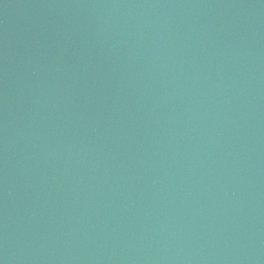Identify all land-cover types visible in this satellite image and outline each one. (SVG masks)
Here are the masks:
<instances>
[{
  "label": "water",
  "instance_id": "95a60500",
  "mask_svg": "<svg viewBox=\"0 0 264 264\" xmlns=\"http://www.w3.org/2000/svg\"><path fill=\"white\" fill-rule=\"evenodd\" d=\"M0 264H264V0H0Z\"/></svg>",
  "mask_w": 264,
  "mask_h": 264
}]
</instances>
